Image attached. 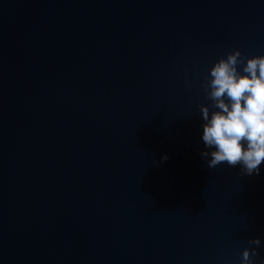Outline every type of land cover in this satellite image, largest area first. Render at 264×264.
Returning a JSON list of instances; mask_svg holds the SVG:
<instances>
[{"label":"water","instance_id":"1","mask_svg":"<svg viewBox=\"0 0 264 264\" xmlns=\"http://www.w3.org/2000/svg\"><path fill=\"white\" fill-rule=\"evenodd\" d=\"M236 48L264 0H0V264H261L264 162L201 155Z\"/></svg>","mask_w":264,"mask_h":264},{"label":"clouds","instance_id":"2","mask_svg":"<svg viewBox=\"0 0 264 264\" xmlns=\"http://www.w3.org/2000/svg\"><path fill=\"white\" fill-rule=\"evenodd\" d=\"M204 90L216 110L210 113L207 105H200L202 140L210 150L202 157H211L210 168L226 163L241 165L243 174H259L264 162V55L230 51L211 67ZM260 244L259 237L249 239L240 264H254Z\"/></svg>","mask_w":264,"mask_h":264}]
</instances>
